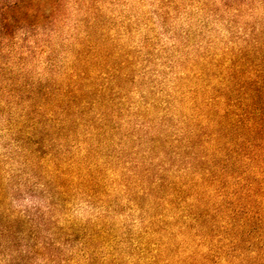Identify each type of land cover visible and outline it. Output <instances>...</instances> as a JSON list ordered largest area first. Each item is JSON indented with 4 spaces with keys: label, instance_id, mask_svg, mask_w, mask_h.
<instances>
[{
    "label": "trees",
    "instance_id": "16d2710c",
    "mask_svg": "<svg viewBox=\"0 0 264 264\" xmlns=\"http://www.w3.org/2000/svg\"><path fill=\"white\" fill-rule=\"evenodd\" d=\"M129 2L0 0V258L264 264V41L171 77Z\"/></svg>",
    "mask_w": 264,
    "mask_h": 264
},
{
    "label": "rangeland",
    "instance_id": "374dc122",
    "mask_svg": "<svg viewBox=\"0 0 264 264\" xmlns=\"http://www.w3.org/2000/svg\"><path fill=\"white\" fill-rule=\"evenodd\" d=\"M124 8L140 18L129 40L141 44L145 36H155L159 48L156 55L160 62L153 68L169 71L171 77L184 71V65H181L184 57L193 60L205 52L237 49L251 38L264 41V0H130ZM174 45L176 48L169 49ZM169 53L170 60H165ZM3 149L0 142V152ZM43 201L21 195L15 197L11 205L22 210ZM92 213V208L81 205L73 211V216L83 220ZM30 259L31 264L45 263L42 257ZM9 262L7 258H0V264H11Z\"/></svg>",
    "mask_w": 264,
    "mask_h": 264
}]
</instances>
